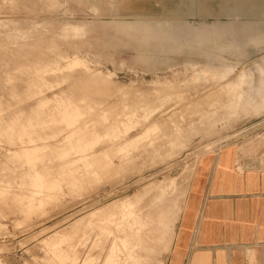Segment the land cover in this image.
Here are the masks:
<instances>
[{
    "label": "rangeland",
    "instance_id": "374dc122",
    "mask_svg": "<svg viewBox=\"0 0 264 264\" xmlns=\"http://www.w3.org/2000/svg\"><path fill=\"white\" fill-rule=\"evenodd\" d=\"M28 6L0 19V264H173L200 164L264 157V0Z\"/></svg>",
    "mask_w": 264,
    "mask_h": 264
},
{
    "label": "crops",
    "instance_id": "0c3cea01",
    "mask_svg": "<svg viewBox=\"0 0 264 264\" xmlns=\"http://www.w3.org/2000/svg\"><path fill=\"white\" fill-rule=\"evenodd\" d=\"M36 2L46 12L59 4L0 0V19H16L2 18L6 8L12 13L22 6L34 11L28 4ZM220 153L205 159L197 170L192 210L181 217L172 245L173 264H264V157L242 163L237 148L226 147Z\"/></svg>",
    "mask_w": 264,
    "mask_h": 264
},
{
    "label": "bare ground",
    "instance_id": "6f19581e",
    "mask_svg": "<svg viewBox=\"0 0 264 264\" xmlns=\"http://www.w3.org/2000/svg\"><path fill=\"white\" fill-rule=\"evenodd\" d=\"M82 45H83V43H82ZM79 46H80V44H79ZM38 55V54H37ZM35 56V55H34ZM10 58V57H9ZM74 63H71L70 64V68L71 67H73V66H75V65H78V60H74L73 61ZM18 64V63H17ZM11 66V65H10ZM81 73H83V72H81ZM81 75H84V74H81ZM242 75V74H241ZM84 76H86L82 81H77L75 84H73V86H72V88H71V91H73V92H76V91H80V92H82V93H84V92H86V91H88V90H90L91 89V87L93 88V87H95V85H97V84H99V79L96 77V76H92V77H90V75H88L87 73H86V75H84ZM105 80V79H104ZM104 80H102V83H101V85L102 86H104L105 85V83H104ZM107 85V84H106ZM240 85H242V83H240ZM95 90V89H94ZM95 96V95H94ZM61 103V102H60ZM57 114V113H56ZM56 117V116H55ZM169 129V128H168ZM167 132V131H166ZM169 133V132H168ZM167 133V134H168ZM161 143V142H160ZM183 195V194H182ZM167 240V239H166Z\"/></svg>",
    "mask_w": 264,
    "mask_h": 264
}]
</instances>
